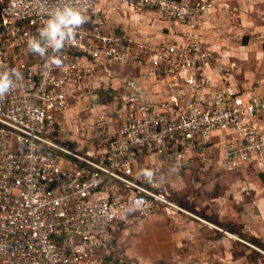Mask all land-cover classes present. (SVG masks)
<instances>
[{"label": "built area", "instance_id": "obj_1", "mask_svg": "<svg viewBox=\"0 0 264 264\" xmlns=\"http://www.w3.org/2000/svg\"><path fill=\"white\" fill-rule=\"evenodd\" d=\"M65 6L85 17L74 41L44 56L30 51L29 39L40 38ZM214 7L211 0H0V74L13 79L0 96V264H137L116 252L117 223L129 224L131 213L151 218L162 207L196 217L159 189L162 164L184 163L192 149L206 162L220 129L238 137L223 160L228 170L264 163V102L236 104L231 86L208 108L200 101L210 86L204 72L219 61L196 33ZM122 10L180 27L187 38L153 42L117 30L112 15ZM128 63L171 81L178 99L151 101L129 74L109 104L98 101L99 76L119 83L117 70ZM82 137L79 150L68 147ZM144 157L156 161L147 166Z\"/></svg>", "mask_w": 264, "mask_h": 264}, {"label": "crops", "instance_id": "obj_2", "mask_svg": "<svg viewBox=\"0 0 264 264\" xmlns=\"http://www.w3.org/2000/svg\"><path fill=\"white\" fill-rule=\"evenodd\" d=\"M211 1L215 7L203 18L196 34L215 54L219 67L213 65L204 72L210 86L200 94L201 103L210 107L227 86L238 92L236 104L245 105L254 99L264 102V0ZM112 23L117 30L134 36L136 32L143 33L142 38L153 42L182 44L187 38L179 36L180 27L135 12L122 10L113 14ZM227 64L241 68L231 71L225 67ZM117 71L119 83L110 81L105 72L99 76L95 87L98 101L102 102L108 91H115L117 97L118 87L128 84L129 74L137 88L150 94L151 101L178 99L175 85L154 73L143 75V70L129 63ZM78 112L77 108L70 111L73 116ZM259 120L264 127V113ZM114 121L118 127V118ZM230 143H238L236 134L220 129L204 152L206 162L192 149L184 163L162 164L159 189L196 217L166 207L151 218L140 219L131 213L130 223H117L112 232L116 252L137 264H264V254L252 247L264 252V163L253 160L228 170L223 160ZM74 146L81 147L78 143L68 144L69 148ZM62 158L74 162L66 156ZM154 160L155 157H144L141 162L149 166Z\"/></svg>", "mask_w": 264, "mask_h": 264}, {"label": "clouds", "instance_id": "obj_3", "mask_svg": "<svg viewBox=\"0 0 264 264\" xmlns=\"http://www.w3.org/2000/svg\"><path fill=\"white\" fill-rule=\"evenodd\" d=\"M85 22L84 15L70 6L57 8L51 18L47 20L44 28L40 30V38L47 37V44H42L40 38H32L28 41L30 51L44 56L49 49L53 52H59L68 40H73L76 35V29ZM52 63L61 65L59 58H53ZM13 74L22 78L20 73L13 70ZM13 85L12 76L8 73L0 74V96L7 93Z\"/></svg>", "mask_w": 264, "mask_h": 264}, {"label": "rangeland", "instance_id": "obj_4", "mask_svg": "<svg viewBox=\"0 0 264 264\" xmlns=\"http://www.w3.org/2000/svg\"><path fill=\"white\" fill-rule=\"evenodd\" d=\"M148 19H150V18H148ZM143 27V26H142ZM144 28V27H143ZM136 35L138 36V37H141V36H144V34L142 33V34H138V32H136ZM151 37H156L155 35H152ZM238 66V67H237ZM236 67L238 68V69H240L241 67L239 66V65H237ZM119 72V71H118ZM116 96V92L115 91H108L107 93H105L104 95H103V97H102V102H104L105 104H109L110 102H111V100H112V98L113 97H115ZM88 139H87V137H82L81 139H78V140H75L74 142L75 143H78V145H80L81 143H84L83 141H87ZM70 143V144H72V145H74L75 143ZM74 150L76 149V150H79L78 149V147L76 148V146H74V148H73ZM78 152V151H77Z\"/></svg>", "mask_w": 264, "mask_h": 264}, {"label": "water", "instance_id": "obj_5", "mask_svg": "<svg viewBox=\"0 0 264 264\" xmlns=\"http://www.w3.org/2000/svg\"><path fill=\"white\" fill-rule=\"evenodd\" d=\"M119 96L121 97V101H122V102L125 101V99H126L125 95L121 94V95H119Z\"/></svg>", "mask_w": 264, "mask_h": 264}]
</instances>
